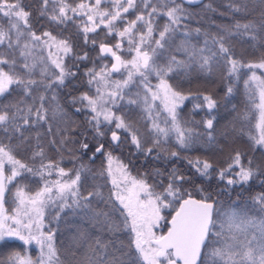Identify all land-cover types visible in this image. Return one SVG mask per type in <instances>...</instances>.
<instances>
[{"label": "snow or ice", "instance_id": "snow-or-ice-1", "mask_svg": "<svg viewBox=\"0 0 264 264\" xmlns=\"http://www.w3.org/2000/svg\"><path fill=\"white\" fill-rule=\"evenodd\" d=\"M50 2L52 0H41V15L47 14ZM198 2L159 0L158 7L153 0H140L142 10H138L136 0H107L112 5L110 11L101 9L102 0H92L90 4L82 2L75 7L59 0L60 6L52 9L55 14L49 18L57 24L71 20L73 17L68 15L69 12L87 16V21L91 23L90 26L85 24L82 27L85 43H89L87 34L95 33L101 25L107 29L108 35L115 32L120 38L113 44L101 42L97 45L95 39L91 41L94 47L99 48L101 57H108L114 62L110 67L102 64L99 70L95 67L88 69L85 75L88 84L95 86V95L84 93L73 97L71 101L72 104L80 103L83 106L77 108V112L89 110L86 119L95 138L105 135L102 126L113 125L114 122L115 129H123L129 134L131 143L138 151L149 155L156 148V159L160 158L161 150L166 151L162 145L168 141L170 134L175 135L181 149H190L199 142L201 136H204L208 148L218 146L217 138L211 131L199 133L188 127V121L178 111L189 98L202 99L209 110L216 107V100L211 95L193 96L191 92L185 93L179 83L173 84L170 79L173 73L180 71L187 77L192 65H196L202 73L211 74L213 67L218 66L221 60L228 66V76L235 81L241 78V68L264 70V54L255 62H244L235 56L231 43L234 35H244L252 41H258L259 46L264 48V11H261L259 21L236 22L231 27H220L215 34L205 32L203 46L198 47L191 37L193 33L200 35L201 30L190 29L184 23L193 17L185 5L191 6ZM258 2L264 6V0ZM230 7L234 12L249 11L248 0H239ZM130 9L134 10L135 19L127 20L125 26L117 29L115 22L119 20L124 23L126 18L122 17V13H128ZM0 15L9 20L7 29L0 25V46H6L9 50L19 46L20 37L24 35L21 31L23 25L28 29L27 35L32 41L49 49L51 64L58 69V72L49 73L46 67L42 68L41 79H34L37 61L32 58L29 62L31 52L28 43H24L20 51L23 58L19 65L21 72L16 71L15 59L0 56V97L10 94L13 85L23 94L15 102L0 105V132L9 140L16 137L19 141L17 147L33 148L25 132L46 126L51 135L52 122L59 121L55 133L59 139H50L49 144L57 147V150H67L73 159H77L76 151L86 152L89 149L87 136L78 133L84 137L83 140L72 138L76 121L68 117L55 92V88L63 86L66 79L76 75L64 65V57L73 52L71 43L67 39L58 40L50 32L38 36L31 31L28 19L31 13L25 10L21 0H0ZM155 16H166L167 23L155 28ZM178 33L182 39L177 40ZM125 43L128 45L126 49ZM53 46L60 55L53 56ZM122 51L131 54V58L125 59L120 54ZM175 53L186 54V59H178ZM74 58L88 60L89 56L85 52ZM6 67L8 70H5ZM113 73H122L124 78L113 80ZM149 76H155L158 82L153 85ZM243 83L247 105L221 135L225 138L229 134L233 137L247 135L254 147L264 149V72L257 75L256 71H251ZM133 84L138 89L135 98L132 93H125V89ZM49 90H52L51 94L46 95ZM232 91L233 88L229 86L226 94L230 95ZM122 100H126V107L135 105L140 109L144 114L142 122H150L148 132L151 147L142 146L139 129L132 119L112 111L113 107H120L119 102ZM201 106L197 103L194 108ZM161 113L165 115L161 117ZM253 118V127L258 130V135H253L251 129L246 131L244 127L252 123ZM214 119L212 117L204 122L206 129H213ZM236 122L241 126L237 127ZM110 139L116 147L123 143L116 130L111 131ZM35 140L32 158L40 159V165L35 169L17 159L11 147L0 144V243L13 238L25 245L35 243L41 253L33 260L26 254L13 251L9 253L8 264H65L54 244L56 228L50 224L48 231H44L45 208L57 202L56 212L51 218L53 221H59V213L64 209L73 212L80 210L90 215L94 226L102 225L115 237L108 241L96 240L94 245H89L90 254L82 259L77 260L75 253H72V259L67 264H264V194L255 198L259 215H250L248 211L231 205L225 208L216 195L205 193L202 188L197 189L201 198H193L191 192L183 187L188 178L179 174L177 169L168 174L166 185L161 181L162 191H156L155 186L148 184L145 179L131 176L127 166L113 157L103 143L96 146L89 159L95 160L96 154H102L106 159V167L92 175V169L87 164L81 163L74 171H66L53 160L45 162V150L39 133ZM68 143H78L79 148L67 149ZM168 155L177 157L178 153L172 151ZM189 163L196 167L200 175L211 176L213 165L207 160L197 158ZM6 165L9 166L7 175ZM54 172L58 178L54 181L44 180L34 193L26 192L25 185L17 181V177H23L25 173L44 178L52 176ZM261 174V166L254 165L251 158L245 160L240 151L230 157L226 168L218 170L220 179H225L227 175L229 186L246 185ZM90 175L92 179L97 176L110 177L112 188L107 196L100 184L93 185L87 195L82 193L81 188L87 184ZM156 175L162 173L157 172ZM14 181L13 190L9 185H13ZM6 196L11 199L6 200ZM6 203L13 205L11 212L5 207ZM168 209L172 212L165 215ZM162 225L166 231L157 234ZM125 232L128 233L127 243L119 239L120 234ZM0 264H4V261H0Z\"/></svg>", "mask_w": 264, "mask_h": 264}, {"label": "trees", "instance_id": "trees-1", "mask_svg": "<svg viewBox=\"0 0 264 264\" xmlns=\"http://www.w3.org/2000/svg\"><path fill=\"white\" fill-rule=\"evenodd\" d=\"M84 0H64V3L76 6L78 3ZM157 6H160L159 0H153ZM239 0H204L197 5H185L193 13V17L190 20H186L184 23L190 29H200L201 34L195 35L193 33L191 39L198 47L203 46L204 33L215 34L218 29L223 26L231 27L236 22L247 23L251 21H259L261 11H264V6H261L258 0H248L247 13L234 12L230 5L238 3ZM137 9H141L140 0H136ZM60 6L59 0H52L51 9L58 8ZM52 12V11H51ZM55 14V13H53ZM72 16L71 20L66 21L64 24H57L54 22V28L51 32L66 38L73 47V52L66 56L65 67L70 68L76 73L75 76L66 79L65 84L59 88H55L57 100L63 107L68 117L71 120L76 121L75 131L71 133L74 140L80 141L84 137L78 135V133H84L87 136V142L89 143V149L86 152L76 151L77 159H73L71 154L67 150H57V147L49 144L50 139H59L55 135L56 128L59 126V121L52 122L53 132L51 135L47 132V127L42 126L39 128H32L25 132L26 136L30 137L29 143L33 148L17 147L19 141L16 137H12L9 140L4 133L0 132V144L6 148L11 147L13 155L22 162L28 164L32 168H38L40 165V159L32 158V151L36 144L35 136L37 133L41 135V143L45 150V162L53 160L59 164L60 167L70 168L79 166L81 163L87 164L92 169V175L106 167V159L102 154H96L95 160H90V153L95 150L99 143H103L107 151H110L124 160L129 166V169L133 174L139 178L145 179L148 184L155 186L156 191H162L161 181L164 185L168 183V174L173 170H179V174L187 177V181L183 184V187L195 195L201 198V193L197 190L202 188L205 193L211 192L218 197L223 206H234L239 209L248 211L250 215H259L258 204L255 202V198L261 194H264V149L260 146H253L247 135L235 136L231 134L227 138L221 135L230 125L236 121L237 114L242 112L247 105L246 89L243 81L251 75V70L247 68H241L239 70L240 80L235 81L227 74L228 66L220 61L218 66L213 67L211 74H205L198 70L196 65H192L188 69L189 75L186 77L183 71L179 73H173L170 82L173 84L179 83L182 91L185 93L191 92L193 96L198 95H211L217 104L214 109H207L206 103L202 99L189 98L185 100L181 107L178 109L181 117L188 121L187 126L194 128L199 133H205L211 131L217 138V147L208 148L205 144L204 136H201L199 142L193 145L190 149H181L176 142L175 135L170 134L169 139L162 145L166 151H160V158L156 159L157 149L154 148L153 152L149 155H145L144 152L138 151L136 147L131 143L130 136L124 130H120V136L123 143L119 147L112 144L110 139V133L114 130L113 125L102 126V131L105 135L101 138H95L94 132L86 119L89 116L87 109L77 112L75 107L83 106L80 103L72 104L73 97H79L80 95L87 93L88 77L85 72L99 63L100 59H108V57H101L99 48L94 47L91 43L93 39L96 40L97 45L101 42L113 44L117 41L116 33L110 35L107 34V29L104 26L99 27L95 33H88L89 43H85L82 32L81 22L84 17ZM125 20L135 19L134 10L123 14ZM87 21V19H86ZM87 23H89L87 21ZM167 23L166 16H155L153 18V25L155 28ZM140 27V24L137 25ZM182 39V36L178 33L177 40ZM14 41V39H13ZM231 43L234 49L235 56L244 62H255L259 60L262 54H264V48L259 46L258 41H252L248 36L234 35L231 38ZM211 47V45H210ZM87 52L88 60H78L75 56L82 55ZM167 55V54H166ZM178 59H186V54L175 53ZM163 62V61H161ZM34 79L40 80L41 76L34 75ZM151 81H155L156 77L150 78ZM231 86L233 91L230 95L227 93V88ZM43 91V89H40ZM52 90H49L46 95H50ZM138 91L135 84L125 89V93L134 94ZM22 92L16 89L15 85L12 86L10 94H5L4 97H0V105L8 104L9 102H15L22 97ZM127 99V95H126ZM201 104L200 108H194L195 104ZM120 107H114L115 112L125 115L126 119H132L135 122V127L139 129V135L141 137L142 146L151 147V136L148 132L150 122L141 121L143 113L135 106H125L126 100L119 102ZM165 115L161 113V117ZM215 117L213 121V129L208 130L205 127V121L209 118ZM194 122V123H193ZM255 118L252 123L245 124V130L251 129L253 135H258V130L253 127ZM236 126L240 127L239 122H236ZM67 149L76 150L79 148V144L68 143ZM175 151L178 153L177 157H169L168 153ZM240 151L245 160L251 158L254 165H260L262 174L254 177L246 185H227V175L225 179H220L218 176V170L227 167L230 162V157L236 152ZM197 158L200 160H207L213 165L210 170L211 176L205 177L197 172L196 167L189 163ZM236 169H233L235 171ZM160 172L162 175L157 176L156 173ZM92 175L89 176L87 184L81 188L82 193L87 195L88 191H91L93 185H103L102 191L107 196L112 188L110 183V177L104 176L103 178L96 177L92 179ZM83 179V177H82ZM18 181L28 186L29 191L37 189L41 185L39 178L33 176L30 173H25L23 177H18ZM11 198L6 196V200ZM8 205V203H6ZM57 206H51L48 208L45 214L46 229L51 224L56 228L54 235L55 247L60 253L61 260L67 261L72 259V253H75L77 260L82 259L86 255H89V245H94L96 240L108 241L115 239L107 231L105 227L100 224H95L91 220L90 215L86 212L77 210L73 212L70 209H64L59 213V221H53L51 218L56 212ZM172 212L171 209L165 210V215ZM162 231L166 228L162 225ZM119 239L125 243L128 241V233H121ZM16 251L22 255H30L31 258L35 257L36 248L33 244L25 245L22 241L17 239H11L6 243H0V261H4V264H8L9 253ZM134 254V253H133ZM37 256V255H36ZM35 259V258H34Z\"/></svg>", "mask_w": 264, "mask_h": 264}, {"label": "rangeland", "instance_id": "rangeland-1", "mask_svg": "<svg viewBox=\"0 0 264 264\" xmlns=\"http://www.w3.org/2000/svg\"><path fill=\"white\" fill-rule=\"evenodd\" d=\"M80 3H82V2H80ZM83 3H92V0H84L83 1ZM79 4V3H78ZM75 7V6H74ZM101 9H108V10H112V5L111 4H109V3H107V0H102V3H101ZM72 14V13H71ZM123 14H125V13H122V17H124L123 16ZM82 24H81V26L83 27V26H85V24H88L89 26H90V23L91 22H89V23H87V21L85 20V19H83V21L81 22ZM125 24H126V20H125V22L124 23H122V21H116L115 22V25H116V28L117 29H121L123 26H125ZM0 25H1V19H0ZM103 25H101L100 27H102ZM106 29V28H105ZM113 33H115V32H113ZM53 36H55V37H57V39L58 40H60V39H66V38H63L62 36H58L57 34H54ZM120 38L119 37H117V40H119ZM128 47V45L125 43L124 44V48L126 49ZM18 47L16 46V47H14L12 50H9V49H7V47L6 46H0V56H4V57H7L8 59H15L16 61H17V59H18V49H17ZM30 52H31V57L32 58H35L36 59V61H37V63H36V67H35V70L38 72L37 74H35V75H39V76H41L40 75V72H41V69L42 68H47V70L49 71V69H50V67H51V72H58V69H55V67H54V65H52L51 64V58L49 57V49H47V48H43L42 46H39V45H29V49H28ZM38 52L39 51V54H36V52ZM32 52H34V53H32ZM51 52L53 53V56H56V55H60L59 53H57L56 52V48H55V46H53V48L51 49ZM125 59H130L131 58V54H129V53H127L126 51H122L121 53H120ZM30 57V59H29V62L31 63V61H32V58ZM66 59V57H64V60ZM65 62V61H64ZM100 64L97 66L96 65V69L97 70H99V68H100V66L102 65V64H106V65H108L109 67H110V65H111V60L109 59H101L100 61ZM18 63V62H17ZM64 65H65V63H64ZM16 69H18V68H16ZM5 70H8L7 69V67L5 68ZM17 71V70H16ZM251 71H256V73H257V75H260L262 72H264V70H261V69H253V70H251ZM122 72H123V70H122ZM152 77H155V76H149V80H150V78H152ZM124 78V76L122 75V73H113L112 74V77H111V79H113V80H119V79H123ZM136 79H138V77L136 78ZM151 81V80H150ZM158 82V80H157V78H156V80L155 81H151V83L153 84V85H155L156 83ZM87 94L89 95V96H94L95 95V86H92V85H89L88 84V86H87ZM86 103V102H85ZM157 103H159V102H157ZM77 108H80L79 106H76L75 107V109H77ZM89 111V110H88ZM112 111L113 112H115V110H114V107L112 108ZM117 113V112H116ZM117 115H121L120 113H117ZM113 128H114V122H113ZM114 130H116L117 132H118V134L120 135L121 133H120V130L121 129H119V130H117V129H115L114 128ZM123 130V129H122ZM93 152H94V150L90 153V155H92L93 154ZM112 153V152H111ZM112 155H113V157H115V158H118V161L119 162H122L124 165H126L127 166V171L131 174V176H133V177H136V178H138V179H141V178H139L138 176H136L135 174H133L132 172H131V170L129 169V166L124 162V160L122 159V158H120L119 156H117L116 154H114V153H112ZM24 163V162H23ZM26 164V163H25ZM28 165V164H27ZM29 166V165H28ZM116 166V162L114 161V167ZM30 167V166H29ZM79 166H75V167H70V168H64L66 171L67 170H75L76 168H78ZM8 168H9V166L8 165H6L5 166V174L7 175V174H9L8 173ZM34 176V175H33ZM35 177H37V178H39V180L41 181V185L37 188V189H35V190H33V191H29L28 190V186L26 185V184H24L25 185V191L26 192H32V193H34L36 190H38L42 185H43V183H44V180H50V181H54V180H56L57 178H58V176H57V174H56V172H54L53 173V175L52 176H50V177H48V176H45L44 178H41L40 176H35ZM66 179V178H65ZM17 181H18V177H17ZM16 184V181H14L13 182V185H9V187L10 188H13V190H14V185ZM54 191H55V189H54ZM57 204H58V202L57 203H54V204H50L47 208H45V214H46V211L48 210V208L49 207H51V206H57ZM5 207L6 208H8L9 209V212H11V209H12V207H13V205H11V203H8V205H5ZM44 223H45V225H46V221H45V216H44ZM162 228V227H161ZM161 228H159L158 230H157V234H159L160 232H163L162 231V229ZM44 231L45 232H47L48 230L46 229V227L44 228ZM54 244H55V242H54ZM33 245H34V247L36 248V254H35V259L37 258V257H39L40 255H41V253H40V249H39V246L38 245H36L35 243H33ZM37 255V256H36ZM28 256H30V255H28ZM34 258H32L33 260H35Z\"/></svg>", "mask_w": 264, "mask_h": 264}, {"label": "flooded vegetation", "instance_id": "flooded-vegetation-1", "mask_svg": "<svg viewBox=\"0 0 264 264\" xmlns=\"http://www.w3.org/2000/svg\"><path fill=\"white\" fill-rule=\"evenodd\" d=\"M22 5L25 7L26 11H29L31 15L29 16V24L31 26V31H34L38 36H42L44 32H50L52 35H54V32H51L52 27L54 28V22L50 20V15L53 14L51 9V2L48 5L47 8V14L41 15L42 10V3L41 0H21ZM70 13V12H69ZM77 17H84L85 20L87 19L86 15H81L79 13L75 14ZM1 19V25L7 29L9 27V20L7 17H3L0 15ZM21 31L24 32V35L20 37L21 44L17 46L18 48V59H17V72H21L19 65L22 62L23 58L20 56V51L22 49V46L24 43H28L29 45H37L36 42L32 41L31 38L27 35L28 29L25 28L23 25H21ZM13 39L15 40V31H13ZM36 52V51H35ZM34 53V52H32ZM35 54V53H34ZM36 54H39V51L36 52ZM32 58V57H31ZM30 59V58H29ZM110 59V58H109ZM101 60V59H100ZM111 60V59H110ZM112 62V60H111ZM100 64V62L97 64V66ZM51 73V67L48 71ZM38 72L34 69L33 76L37 74ZM92 156V155H91Z\"/></svg>", "mask_w": 264, "mask_h": 264}, {"label": "water", "instance_id": "water-1", "mask_svg": "<svg viewBox=\"0 0 264 264\" xmlns=\"http://www.w3.org/2000/svg\"><path fill=\"white\" fill-rule=\"evenodd\" d=\"M204 0H199V2L198 3H196V4H194V5H197V4H200V3H202ZM109 44V43H108ZM114 61L112 60V63H113ZM111 63V64H112ZM193 196V198H196V199H200L199 197H197V196H195V195H192ZM166 231V230H165Z\"/></svg>", "mask_w": 264, "mask_h": 264}, {"label": "bare ground", "instance_id": "bare-ground-1", "mask_svg": "<svg viewBox=\"0 0 264 264\" xmlns=\"http://www.w3.org/2000/svg\"><path fill=\"white\" fill-rule=\"evenodd\" d=\"M112 63V62H111ZM111 66V65H110Z\"/></svg>", "mask_w": 264, "mask_h": 264}]
</instances>
